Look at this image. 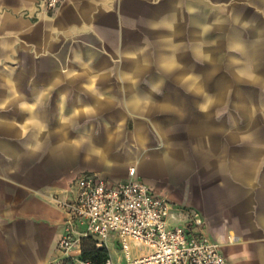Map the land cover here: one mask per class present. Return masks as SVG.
<instances>
[{
	"label": "crops",
	"instance_id": "obj_1",
	"mask_svg": "<svg viewBox=\"0 0 264 264\" xmlns=\"http://www.w3.org/2000/svg\"><path fill=\"white\" fill-rule=\"evenodd\" d=\"M132 167L264 264V0H0V264H57V201Z\"/></svg>",
	"mask_w": 264,
	"mask_h": 264
},
{
	"label": "built area",
	"instance_id": "obj_2",
	"mask_svg": "<svg viewBox=\"0 0 264 264\" xmlns=\"http://www.w3.org/2000/svg\"><path fill=\"white\" fill-rule=\"evenodd\" d=\"M43 1L50 13L65 2ZM57 202L65 217L57 264H99L83 257L86 240L109 253L118 247V264H230L221 245L209 237L207 222L198 213L181 211L187 222L176 224L179 217L170 199L139 179L136 167L118 183L86 173L73 183L72 196ZM103 264L117 263L110 254Z\"/></svg>",
	"mask_w": 264,
	"mask_h": 264
},
{
	"label": "trees",
	"instance_id": "obj_3",
	"mask_svg": "<svg viewBox=\"0 0 264 264\" xmlns=\"http://www.w3.org/2000/svg\"><path fill=\"white\" fill-rule=\"evenodd\" d=\"M83 257L103 264L110 257V253L105 248H98L94 241L86 240L83 243Z\"/></svg>",
	"mask_w": 264,
	"mask_h": 264
},
{
	"label": "rangeland",
	"instance_id": "obj_4",
	"mask_svg": "<svg viewBox=\"0 0 264 264\" xmlns=\"http://www.w3.org/2000/svg\"><path fill=\"white\" fill-rule=\"evenodd\" d=\"M110 254L112 259L118 264L119 259L122 258V252L120 249L118 247H111ZM122 264H126V262L124 261Z\"/></svg>",
	"mask_w": 264,
	"mask_h": 264
}]
</instances>
